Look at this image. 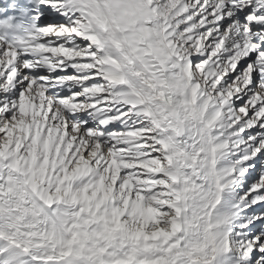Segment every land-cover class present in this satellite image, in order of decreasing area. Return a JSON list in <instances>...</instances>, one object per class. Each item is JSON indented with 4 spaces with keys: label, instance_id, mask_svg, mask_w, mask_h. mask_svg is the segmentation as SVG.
I'll list each match as a JSON object with an SVG mask.
<instances>
[{
    "label": "snow or ice",
    "instance_id": "obj_1",
    "mask_svg": "<svg viewBox=\"0 0 264 264\" xmlns=\"http://www.w3.org/2000/svg\"><path fill=\"white\" fill-rule=\"evenodd\" d=\"M0 264H264V0H0Z\"/></svg>",
    "mask_w": 264,
    "mask_h": 264
}]
</instances>
